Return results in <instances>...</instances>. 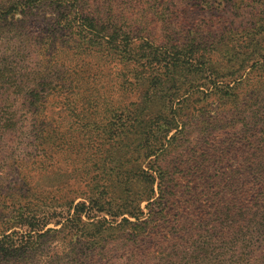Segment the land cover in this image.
<instances>
[{
  "label": "trees",
  "instance_id": "obj_1",
  "mask_svg": "<svg viewBox=\"0 0 264 264\" xmlns=\"http://www.w3.org/2000/svg\"><path fill=\"white\" fill-rule=\"evenodd\" d=\"M170 2L0 0V152H13L5 144L16 139L35 141L42 156L56 153L51 167L78 152L82 132L90 152L78 168L86 183L76 202L69 191L48 200L8 195L1 173L0 264L264 259V90L207 89L194 114L171 108L202 71L213 87L231 88L264 54L242 35L156 39L158 21L173 22L162 12ZM33 17L44 22L36 33ZM105 63L106 75L121 78L111 83L116 92L92 95L91 126V79ZM98 100L113 104L100 112ZM212 100L219 104L208 111ZM19 167L28 176V165Z\"/></svg>",
  "mask_w": 264,
  "mask_h": 264
},
{
  "label": "rangeland",
  "instance_id": "obj_2",
  "mask_svg": "<svg viewBox=\"0 0 264 264\" xmlns=\"http://www.w3.org/2000/svg\"><path fill=\"white\" fill-rule=\"evenodd\" d=\"M167 6L168 8L162 11L165 13L163 15L168 17V13H170L173 22L168 24L167 20H159L153 31L156 39L162 38L168 32H173L174 36L178 35L188 39L197 37L202 40H208L211 38L210 36L221 35L226 39H229L228 37L237 39L242 35L246 38L254 37V39L258 40L257 46H260V53L264 54V39L260 40L257 38L258 35L259 38L264 37V0H173V2L171 0ZM255 18L259 19L261 26L253 30V27L256 25L255 22H253ZM176 21H181L183 24L181 28L178 27ZM43 23V19L40 17H33L30 19L31 28L35 33L43 27ZM229 28L231 29L230 31L228 30ZM262 57L264 56L258 57V59L254 58L253 60H256V63L252 67L246 64L244 69L246 72H250L248 78L244 79L242 82H232L230 84L232 85L231 88L224 87L222 84H217L213 87L207 79L202 78L207 75L206 72L202 71L198 75L196 74L198 77H201L200 80L196 81L199 84L197 86L185 87L184 93L172 100L171 108L175 110L181 108L183 111L191 110L194 114L200 109L201 103L204 101V99L201 98V91L207 92V89H248V91L254 89L256 92L259 89L264 90V58ZM110 65L111 64L105 63L103 66L105 67L104 73L91 79V126L93 125L92 108L95 106L92 95L97 93L101 94L103 92V94H108V92L114 93L115 89L112 88L111 83L121 78V76L113 70L108 71V75L105 74L107 67H110ZM145 88L146 83L142 84L139 90ZM163 93H165V91ZM130 99L131 98L127 99V101ZM112 104L113 103L109 101L106 102V104L100 101L98 104L100 112L105 107H109ZM218 104L219 101L212 100L211 105L206 107V110L211 111L215 108V105ZM66 121H70L67 116L63 121L58 123L65 127ZM241 123V121H234L232 124L240 125ZM236 130L237 128L233 131H221L217 139L221 141ZM191 133L194 134L192 136L194 137L198 134V130H193ZM83 134L84 132L79 135L80 139L76 140L77 143H79L76 145V147H78L76 148L78 152L64 155L63 159H60L58 156L59 162L53 164L51 167H48V163H54L52 159L57 158L54 150L49 152L47 156H42L43 153L41 150L34 151L32 145L36 143L35 141L30 142V140L25 139L24 141L17 142L16 139L14 143L7 142L5 146H9L8 149H11L13 152L7 151L4 152L5 154L0 152V175L1 173H7L8 175L3 184V186H5L4 193L8 195L15 193L17 196L22 194V197H26L25 195H27L26 200L29 198L34 199L35 197L43 198V196H46L47 198H45L48 200L49 197H58L59 195L67 194L69 191L70 194H75L74 202L78 201L81 198L79 197L81 196L80 191L85 188L84 184L86 183V176L82 175L81 170L78 168L83 165L82 163L89 157L87 154L90 153L85 151L84 140L81 138ZM192 137L190 136V138ZM92 138L93 134L91 132V162H93L92 157L95 153L94 146L92 145ZM186 138L188 137L186 136ZM111 144H113V141H111ZM111 144L109 145L111 146ZM10 146L13 148H10ZM13 159L15 160L13 161ZM21 164L28 165L27 170L30 169L26 177L22 176V174L17 175V173L20 172L19 166ZM72 168L78 170L72 172ZM96 173L97 170L95 166L92 165L88 175L91 181ZM21 178L25 180L23 181ZM48 226L53 225L48 224ZM259 251L260 248L254 251L253 256ZM244 257L248 258V256ZM251 261L252 258L248 261V264H264V259Z\"/></svg>",
  "mask_w": 264,
  "mask_h": 264
}]
</instances>
